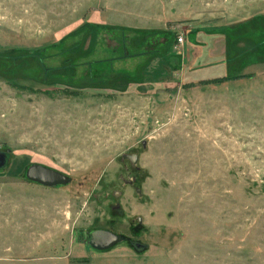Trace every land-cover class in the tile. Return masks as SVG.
I'll return each instance as SVG.
<instances>
[{
  "label": "rangeland",
  "instance_id": "obj_1",
  "mask_svg": "<svg viewBox=\"0 0 264 264\" xmlns=\"http://www.w3.org/2000/svg\"><path fill=\"white\" fill-rule=\"evenodd\" d=\"M0 150V264H264V0H0Z\"/></svg>",
  "mask_w": 264,
  "mask_h": 264
},
{
  "label": "water",
  "instance_id": "obj_2",
  "mask_svg": "<svg viewBox=\"0 0 264 264\" xmlns=\"http://www.w3.org/2000/svg\"><path fill=\"white\" fill-rule=\"evenodd\" d=\"M9 155H10L9 152H3L0 150V169H4L5 167L8 166L10 160ZM28 178L31 181H34L36 183L39 182L49 187L56 186L55 184L52 183H61L66 185L69 182L68 177L56 172L53 169H48L40 165L32 166L29 169ZM89 239H90L89 242L90 246L94 250H99V251L110 250L113 246L122 242V239L118 235H116L111 231L108 232L105 230H96L94 232H91L89 234ZM133 246L137 250L144 249L145 247H147L146 245H143L141 243L139 244L134 243Z\"/></svg>",
  "mask_w": 264,
  "mask_h": 264
},
{
  "label": "flooded vegetation",
  "instance_id": "obj_3",
  "mask_svg": "<svg viewBox=\"0 0 264 264\" xmlns=\"http://www.w3.org/2000/svg\"><path fill=\"white\" fill-rule=\"evenodd\" d=\"M123 159L124 160H128L129 161V163L132 165V166H134V167H136V164H137V162H138V156L137 155H135V154H129V155H124V157H123ZM37 165H40V164H37ZM36 164H32V165H30V166H28V167H26V169H25V175H26V178L29 180V178H28V172H29V169L32 167V166H37ZM40 166H43V167H46V166H44V165H40ZM46 168H48V167H46ZM48 169H53V170H55L56 172H58V173H60V174H62V175H64L62 172H60V171H58V170H56V169H54V168H48ZM65 176V175H64ZM30 182H32V183H34V184H37V185H40V186H43V187H46V188H52V187H54V186H52V187H49V186H46V185H44V184H41V183H36V182H34V181H31V180H29ZM125 181H127V184L128 185H131V186H134L135 185V183L137 182L136 181V178H131L130 180H125ZM52 184H55L56 186H61V185H64V184H61V183H52ZM52 184H49V185H52ZM116 209H118V207L117 206H113V210H115L116 211ZM120 214H121V211L119 212ZM113 223V222H112ZM111 223V224H112ZM115 229V230H114ZM96 230H105V231H108V232H113V233H115L116 235H118L120 238L122 237L118 232H117V230H116V227H113V225H111L110 227H107V226H103V227H96L95 229H92V230H89V232H87V239H88V244H89V242H90V239H89V234L91 233V232H94V231H96ZM122 240H123V238H121ZM130 243L133 245L134 243L136 244V243H141V242H138V241H130ZM89 246H90V244H89ZM114 247V246H113ZM90 248L91 249H93L91 246H90ZM145 248H147V247H145ZM94 250V249H93ZM96 251V250H95ZM99 251V250H98Z\"/></svg>",
  "mask_w": 264,
  "mask_h": 264
},
{
  "label": "trees",
  "instance_id": "obj_4",
  "mask_svg": "<svg viewBox=\"0 0 264 264\" xmlns=\"http://www.w3.org/2000/svg\"><path fill=\"white\" fill-rule=\"evenodd\" d=\"M213 31H215V30H213V29H208V31H206L207 33H210V32H213ZM156 55H159V52H150L149 53V55L148 56H150V58L148 59L149 61H151L152 59H154V57L156 56ZM175 57V56H174ZM172 57L171 59H170V64L171 65H177L178 67H179V69H181V67L182 66H180V58L177 56V57ZM226 61H230L229 59H227ZM224 64L225 62H218V64ZM217 64V65H218ZM91 66L92 65H90V68H91ZM174 66V67H175ZM91 71H92V69H91ZM122 74V73H121ZM92 75H93V72H92V74H91V76H88V78H91L92 77ZM93 77H96V75L95 76H93ZM210 78V77H209ZM232 78H235V77H232ZM224 79H226V78H224ZM208 81L207 82H210L212 79H207ZM216 81V80H215Z\"/></svg>",
  "mask_w": 264,
  "mask_h": 264
},
{
  "label": "crops",
  "instance_id": "obj_5",
  "mask_svg": "<svg viewBox=\"0 0 264 264\" xmlns=\"http://www.w3.org/2000/svg\"><path fill=\"white\" fill-rule=\"evenodd\" d=\"M220 42H222L223 40H219ZM218 42V41H217ZM219 43V42H218ZM219 44H216V46H214V48H213V52L212 53H215V55H217V53L219 54L220 53V51H221V53H224V47H220V46H218Z\"/></svg>",
  "mask_w": 264,
  "mask_h": 264
},
{
  "label": "built area",
  "instance_id": "obj_6",
  "mask_svg": "<svg viewBox=\"0 0 264 264\" xmlns=\"http://www.w3.org/2000/svg\"><path fill=\"white\" fill-rule=\"evenodd\" d=\"M178 42L181 45L184 44L185 43V38L183 36H179Z\"/></svg>",
  "mask_w": 264,
  "mask_h": 264
}]
</instances>
